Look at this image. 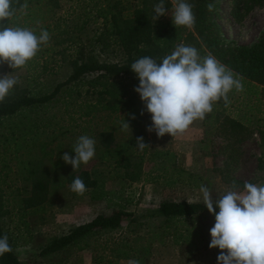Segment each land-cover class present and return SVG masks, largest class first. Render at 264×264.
Wrapping results in <instances>:
<instances>
[{
	"label": "rangeland",
	"instance_id": "1",
	"mask_svg": "<svg viewBox=\"0 0 264 264\" xmlns=\"http://www.w3.org/2000/svg\"><path fill=\"white\" fill-rule=\"evenodd\" d=\"M88 6L91 4L86 0H58L46 20L34 24L50 28V40L41 48L60 42L54 48L62 50L70 46L69 53L80 46L74 42L79 37L85 51L93 49L97 54L100 45L96 38L101 33V21L93 15L86 19ZM233 7V0H220L216 17L220 34L227 43L252 45L264 32V0H253L238 14ZM83 23L84 29L77 32ZM62 30L67 33L60 34ZM50 54L57 64L50 62L54 68L45 73L40 68L32 71L28 64L15 70L7 63L0 65L3 69L0 76L12 73L18 80L6 99L49 93L66 78L69 70L62 64L60 55ZM45 59L38 56L35 60L40 67ZM98 59L103 61L105 57L99 55ZM235 78L240 80L242 90L230 91L227 103L223 99L224 102L214 103L211 113L203 120H195L182 134L158 137L155 132L147 131L150 148L143 164L147 177L139 182L121 178L122 172L100 162V150L105 142L99 141L97 134L112 126L105 113L82 119L76 108L60 102L3 121L0 124V223L18 260L23 264H128L132 259L140 264H218L220 249L206 246V242H211L214 218L170 222L146 215L161 202L204 203L201 185L210 190L213 200L219 198L231 190L221 177L226 169L237 181L264 184V145L260 138V132L264 133V91L258 86L259 92L254 95L257 91L247 81ZM223 115L245 124L248 134L241 143L232 145V142L226 147L227 141L216 134V119ZM32 120L35 121L30 125ZM117 131L114 136L118 140L122 132ZM82 135L95 140V156L74 170L61 157L65 152L75 156L72 149ZM229 153L230 159L226 157ZM81 170L89 171L99 182L95 189L86 190L83 195L73 192L65 182L68 176L78 175ZM149 172L151 177L157 176L155 183H147ZM118 209L139 220L130 223L128 218L120 229L91 238L89 248L84 251L40 255L53 238L67 234L97 215H109Z\"/></svg>",
	"mask_w": 264,
	"mask_h": 264
},
{
	"label": "trees",
	"instance_id": "2",
	"mask_svg": "<svg viewBox=\"0 0 264 264\" xmlns=\"http://www.w3.org/2000/svg\"><path fill=\"white\" fill-rule=\"evenodd\" d=\"M57 1L11 0V7L15 10L14 15L4 21L2 26L21 25L20 27L32 29L37 35L41 30L49 32L48 26L43 24L35 26L34 24L37 21L43 23L46 20V15L53 11ZM86 1L91 4V7L88 6L89 8L86 9V19L93 15L95 20L101 21V33L96 38L100 45L97 54L93 52V49L85 51L84 44L79 37H75L74 42L79 43L80 46H76L69 53L67 50L70 46L62 50L54 48L60 42H55L57 45L49 43L48 47L44 49L40 47L37 55L27 62L28 66L32 67L31 70L35 71L40 68L42 73H45L49 69H53L54 67H51L49 63L56 66L57 60L50 59V52L55 57L60 55L62 64L68 68L66 78L55 84L49 93L43 91L19 98L5 99L0 103V124L17 115H24L25 112L50 105L54 107L60 102L76 108L82 119L93 118L97 114L105 113L111 119L112 126L110 129L105 127L97 134L98 140L105 142L103 149L100 150V162L122 172L120 177L133 183L147 177L143 170L147 148L140 151L135 146L138 137H143L145 144L148 143L147 129L152 123L151 115L147 113L139 94L134 90L139 85V80L130 68L136 59L150 56L159 62L163 57L171 54L179 44L193 46L201 57L213 55L231 69L235 77L247 81L252 90L257 91L254 92V95L259 92L258 86H262L264 91V32L257 42L249 46H236L227 43L222 38L216 23L220 0H186L193 5L196 17L195 24L191 28L185 26L176 28L173 25L172 0H164L165 6L168 8V15L160 17L157 21L152 17L154 5L158 4L160 0ZM233 2L234 13H239L241 9L251 5L253 0H233ZM209 3L214 4L213 11L208 10ZM25 4L26 8L23 7ZM20 17H23L22 21H19ZM84 23L77 29V32L84 29ZM54 30H57V27L52 32ZM66 33L67 30L60 32V34ZM58 40L59 37L55 41ZM73 45L77 44H71V46ZM99 55L105 57V60L99 61ZM38 56L46 57L45 63L40 67L35 60ZM2 70L0 67V71ZM50 74L52 73L50 72ZM142 111L143 115H141ZM132 116L136 118L132 119ZM124 119L131 127L126 131L120 130ZM34 121L32 120L30 125H33ZM215 123V132L224 141H227L226 147L232 142V145L241 143L247 137L248 131L245 124L235 117L223 115L217 118ZM114 126H117L118 129ZM111 128L113 129L111 130ZM117 130L122 132V137L118 140L114 136V131ZM260 138L264 145L263 132H260ZM110 142L116 143L111 146ZM226 157L230 159L231 154L229 153ZM228 165L226 162V168ZM150 175L151 172L148 173L150 178H147V183H155L157 176L153 178ZM221 175L223 182L229 188L232 189L233 183H235L236 190H243L245 183L232 178L227 169L223 170ZM77 176L84 181L86 190L95 189L99 184L97 178H93L87 170H81L78 175L68 176L65 182L71 186ZM146 216L170 222L194 220L195 218L215 219L214 215L206 208L205 203L187 201L161 202L156 210ZM128 218H130V223H136L139 220L121 209L114 210L109 215H97L92 220L73 227L67 234L53 238L42 249L40 255L48 256L60 253L69 255L71 252L84 251L89 248L91 238L120 229ZM4 235L0 223V237ZM208 245L209 242H206V246ZM10 247L11 251L0 255V264H23L16 257L11 245Z\"/></svg>",
	"mask_w": 264,
	"mask_h": 264
},
{
	"label": "clouds",
	"instance_id": "3",
	"mask_svg": "<svg viewBox=\"0 0 264 264\" xmlns=\"http://www.w3.org/2000/svg\"><path fill=\"white\" fill-rule=\"evenodd\" d=\"M173 25L177 28L194 26L196 17L193 5L186 0H172ZM24 8L27 7L25 4ZM209 11L214 4L207 5ZM23 10V9H22ZM11 0H0V65L7 63L12 69L25 66L33 59L41 45L50 40L47 30L37 35L32 29L20 26H2L14 15ZM168 15L164 0L154 5L152 19ZM132 72L139 80L135 91L139 94L147 113L151 115L149 132L158 137L182 134L195 120H203L213 111V104L223 99L228 101V93L233 89L242 90V84L233 71L209 54L201 57L193 46L179 44L174 51L157 61L150 56L136 59ZM12 73L0 76V103L4 102L18 83ZM144 112H141L143 115ZM132 116V119H135ZM130 124L124 119L120 130L126 131ZM140 151L150 148L143 137L137 138ZM72 151L61 157L74 170L87 164L95 156V140L87 135L78 138ZM71 190L79 195L86 191L84 181L77 176L71 183ZM206 208L215 217L210 229L211 249L219 248L218 264H264V184L245 182L243 190H231L213 200L210 190L201 185ZM54 195V194H53ZM219 209V211H217ZM11 251L7 235L0 237V255ZM128 264H140L132 259Z\"/></svg>",
	"mask_w": 264,
	"mask_h": 264
}]
</instances>
